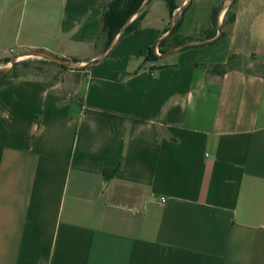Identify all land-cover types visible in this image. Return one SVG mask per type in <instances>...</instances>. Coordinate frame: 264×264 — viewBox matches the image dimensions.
Instances as JSON below:
<instances>
[{
	"label": "crops",
	"instance_id": "crops-1",
	"mask_svg": "<svg viewBox=\"0 0 264 264\" xmlns=\"http://www.w3.org/2000/svg\"><path fill=\"white\" fill-rule=\"evenodd\" d=\"M220 1L106 46V0H0V59L73 64L1 71L0 264H264V0L206 38ZM174 15L193 44L146 58Z\"/></svg>",
	"mask_w": 264,
	"mask_h": 264
},
{
	"label": "trees",
	"instance_id": "trees-1",
	"mask_svg": "<svg viewBox=\"0 0 264 264\" xmlns=\"http://www.w3.org/2000/svg\"><path fill=\"white\" fill-rule=\"evenodd\" d=\"M147 0L145 3H147ZM237 0H230L226 12L223 18L220 36L225 35L229 32L230 25L232 24L235 17V4ZM144 0H106L104 7L100 16L101 28L106 32L107 40L106 46H108L114 37L120 33L121 35L134 33L139 30V24L143 18L144 11L139 12L136 17L129 21L131 16L136 13L139 7L142 5ZM169 6L170 14L175 9L174 0H166ZM224 1L221 0L218 5L213 8L212 11V28L206 32V38H212L216 33L217 24V14L219 10L223 7ZM180 19H174L173 26L171 27L169 33L162 38L158 43L159 53H164L170 48L177 47L185 42L192 40L190 37H184L178 33ZM214 40V39H213ZM213 40L209 41L207 44H212ZM185 47V46H184ZM157 53H155L153 48H149L146 58H155ZM16 63L13 64L11 75H14V67ZM228 66L225 65H215L214 70L222 71ZM8 72H1L0 75H4ZM115 169H104L103 173L105 176H110L113 174Z\"/></svg>",
	"mask_w": 264,
	"mask_h": 264
},
{
	"label": "water",
	"instance_id": "water-1",
	"mask_svg": "<svg viewBox=\"0 0 264 264\" xmlns=\"http://www.w3.org/2000/svg\"><path fill=\"white\" fill-rule=\"evenodd\" d=\"M146 1H147V0H144L143 4H144ZM229 2H230V0L226 1V2L224 3V5H223L222 9L227 8ZM143 4H142V5H143ZM139 8H140V7H139ZM175 18H176V15H174V16L172 17L173 20H174ZM191 44H193V42L188 41V42H185V43H183V44H181V45H179V46H177V47L188 46V45H191ZM24 55H26V56H40V57H45V58H48V59L53 60V61H56V62H58V63H60V64H62V65H66V66H71V65H73L71 61H68V60H65V59H63V58L57 57V56H55V55H53V54H51V53L45 52V51H40V50H30L29 53H26V54H24ZM12 65H13V64H12Z\"/></svg>",
	"mask_w": 264,
	"mask_h": 264
},
{
	"label": "rangeland",
	"instance_id": "rangeland-1",
	"mask_svg": "<svg viewBox=\"0 0 264 264\" xmlns=\"http://www.w3.org/2000/svg\"><path fill=\"white\" fill-rule=\"evenodd\" d=\"M30 50H23V49H18V50H13L9 51V53L0 59V71L3 70H9L10 72L12 71V67L15 62L16 63H21L22 59H25L26 53H29Z\"/></svg>",
	"mask_w": 264,
	"mask_h": 264
},
{
	"label": "built area",
	"instance_id": "built-area-1",
	"mask_svg": "<svg viewBox=\"0 0 264 264\" xmlns=\"http://www.w3.org/2000/svg\"><path fill=\"white\" fill-rule=\"evenodd\" d=\"M173 23H174V20H172L171 21V26H173ZM155 53H157V54H159V51H158V43H156V45H155ZM162 198V200H163V197H161Z\"/></svg>",
	"mask_w": 264,
	"mask_h": 264
}]
</instances>
